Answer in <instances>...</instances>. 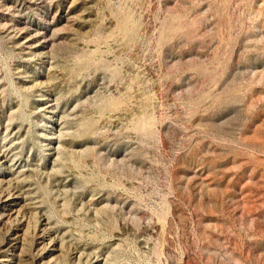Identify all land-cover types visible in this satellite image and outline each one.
Here are the masks:
<instances>
[{"label":"rangeland","instance_id":"rangeland-1","mask_svg":"<svg viewBox=\"0 0 264 264\" xmlns=\"http://www.w3.org/2000/svg\"><path fill=\"white\" fill-rule=\"evenodd\" d=\"M0 264H264V0H0Z\"/></svg>","mask_w":264,"mask_h":264},{"label":"bare ground","instance_id":"bare-ground-1","mask_svg":"<svg viewBox=\"0 0 264 264\" xmlns=\"http://www.w3.org/2000/svg\"><path fill=\"white\" fill-rule=\"evenodd\" d=\"M8 199V198H7Z\"/></svg>","mask_w":264,"mask_h":264}]
</instances>
